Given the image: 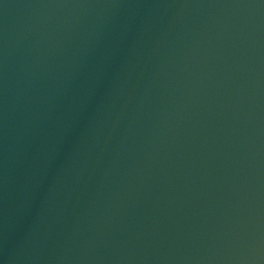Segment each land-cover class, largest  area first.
<instances>
[{
    "label": "water",
    "instance_id": "obj_1",
    "mask_svg": "<svg viewBox=\"0 0 264 264\" xmlns=\"http://www.w3.org/2000/svg\"><path fill=\"white\" fill-rule=\"evenodd\" d=\"M0 264H264V0H0Z\"/></svg>",
    "mask_w": 264,
    "mask_h": 264
}]
</instances>
